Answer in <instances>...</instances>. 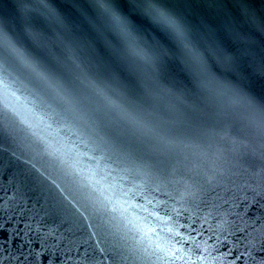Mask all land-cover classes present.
<instances>
[{"label": "snow or ice", "instance_id": "1", "mask_svg": "<svg viewBox=\"0 0 264 264\" xmlns=\"http://www.w3.org/2000/svg\"><path fill=\"white\" fill-rule=\"evenodd\" d=\"M133 2L192 54L193 62L206 76L202 87L221 84L208 75L187 27L175 13L160 0ZM93 5L125 42L128 56L150 69L142 73L137 85L124 83L113 89L115 95L107 90L112 85L102 86L79 57L59 55V45L69 50L71 46L63 36L67 25L52 0H36L35 4L20 0L18 7L25 15L22 35L14 34L12 38L7 27L0 24V74L15 73L22 78L39 102V112L9 105L5 108L30 132L33 143L40 145L39 149L30 145L32 158L24 163L31 166L29 178L36 181L40 192L68 223L65 231L71 238L58 237L55 247L67 240L70 247L66 251L71 253L74 247L79 264H169L170 257L160 244L143 246L148 233L156 231L147 224L184 217L189 223L181 226L197 231L198 221L201 225L207 223L213 211L227 206L240 222H234L232 235L241 236L234 244L239 254L232 264L241 259L246 264H264V255H260L264 253V234L249 239L245 221L254 206L260 214L253 223L264 221V105H257L247 89H230V102L248 109V123L261 137L258 144L234 133L230 125L220 129L210 125L200 107L183 95H177V99L184 107L169 104L168 117L145 109L131 94L135 87L157 99L176 95V90L162 86L156 57L141 44L130 20L111 0H93ZM34 12L55 17L58 27L54 38L42 39L44 32L30 19ZM260 30L264 31V24ZM106 43L111 47L110 42ZM210 52L227 68L237 63L235 56L219 46L210 48ZM260 75L264 77V65ZM111 77L121 80L115 70ZM0 84H5L2 77ZM37 120L49 130L47 135L35 130L39 127ZM209 137L214 139L210 141ZM9 150L7 144L0 143V154ZM31 170L37 175L31 176ZM243 175L259 177L258 182L244 186L254 193L251 197H238L233 191L240 186L232 177ZM240 208L242 212L236 211ZM227 255H233L231 249Z\"/></svg>", "mask_w": 264, "mask_h": 264}, {"label": "water", "instance_id": "2", "mask_svg": "<svg viewBox=\"0 0 264 264\" xmlns=\"http://www.w3.org/2000/svg\"><path fill=\"white\" fill-rule=\"evenodd\" d=\"M19 2L0 0V24L7 27L8 35L12 38H15L14 34L22 35L20 30L25 22V15L18 7ZM29 2L35 4L36 0ZM52 2L67 25L63 36L71 46L69 50L59 45V55L64 58L69 55L79 57L89 74L102 86L112 85L107 89L110 94L115 95L113 89L122 87L124 83L137 85L142 73L150 70L128 56L125 42L110 28L106 17L93 5V0ZM111 3L130 20L141 38V44L150 55L156 57L162 86L176 90V95H164L162 99H157L144 95L140 88L135 87L131 94L145 109L156 110L161 116L168 117L169 104L184 107L177 99V95H183L200 107L210 125L217 129L230 125L234 133L246 136L254 144L260 142L257 130L248 123V109L230 102V89L233 86L247 89L257 105H264V77L260 75V68L264 65V31L260 30L261 24H264V0H160L187 27L192 46L205 61L208 75L221 82L208 88L201 86L206 76L193 62L192 54L169 32L144 15L133 0H111ZM30 19L44 32L42 39L55 37L58 27L55 17L48 18L34 12ZM106 42H110L111 47ZM217 46L237 58L233 68L218 63L211 54L210 48ZM112 70L120 74V81L112 80ZM0 77L5 79L7 85L0 84V143L7 144L10 149L0 154V264H79L80 258L75 248L71 253L66 251L70 247L67 240L59 248L55 247L58 237H70L65 231L68 223L64 221L63 214L55 209L53 202L40 192L36 181L29 178L31 166L24 163V160L32 158L30 145L36 149L40 145L33 143L30 132L5 108V105H9L39 112V102L15 73L8 76L0 74ZM95 99L102 103L99 98ZM35 123L39 124V121ZM35 130L42 135L49 132L43 124H39ZM212 139L209 137L210 141ZM37 167H40L39 161ZM36 175L31 170V176ZM232 179L240 186L233 189L238 197L245 194L251 197L254 193L244 186L249 182H258L259 177L243 175ZM233 211L227 206L213 211L207 223L201 225L197 222V231L181 226L189 223L184 217L150 224L146 222L147 227H155L156 231L148 233L144 239L145 246L160 244L164 253L172 258L169 264H232L239 254L234 244L241 236L240 233L232 235L235 232L234 222L240 224L231 214ZM236 211L242 212L243 208ZM259 214L258 206H254L245 216L249 239H259L264 234V221L253 223ZM209 226L211 231L208 230ZM230 249L233 253L231 256L227 255ZM240 251H243V242ZM80 252L83 253V248ZM69 255L71 260L68 259ZM235 264H246V261L241 259Z\"/></svg>", "mask_w": 264, "mask_h": 264}, {"label": "clouds", "instance_id": "3", "mask_svg": "<svg viewBox=\"0 0 264 264\" xmlns=\"http://www.w3.org/2000/svg\"><path fill=\"white\" fill-rule=\"evenodd\" d=\"M143 246H145V241H143ZM207 256H205V260H207ZM169 259V261H170V259H172V258H168Z\"/></svg>", "mask_w": 264, "mask_h": 264}]
</instances>
